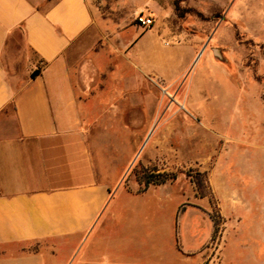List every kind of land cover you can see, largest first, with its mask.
I'll return each mask as SVG.
<instances>
[{"label": "rangeland", "instance_id": "374dc122", "mask_svg": "<svg viewBox=\"0 0 264 264\" xmlns=\"http://www.w3.org/2000/svg\"><path fill=\"white\" fill-rule=\"evenodd\" d=\"M92 4L94 35L68 63L112 213L84 237L30 244L36 264H264V0ZM139 164L177 178L132 196Z\"/></svg>", "mask_w": 264, "mask_h": 264}, {"label": "crops", "instance_id": "0c3cea01", "mask_svg": "<svg viewBox=\"0 0 264 264\" xmlns=\"http://www.w3.org/2000/svg\"><path fill=\"white\" fill-rule=\"evenodd\" d=\"M97 17L92 0H0V264H36L30 244L84 237L112 213L68 63Z\"/></svg>", "mask_w": 264, "mask_h": 264}, {"label": "trees", "instance_id": "16d2710c", "mask_svg": "<svg viewBox=\"0 0 264 264\" xmlns=\"http://www.w3.org/2000/svg\"><path fill=\"white\" fill-rule=\"evenodd\" d=\"M38 73L39 71L35 70L31 74V76L34 77ZM138 166H135L133 171L135 181L139 185V189L135 192L137 194L145 192L150 185H163L167 182H172L177 178V174L175 172H160L156 167H143L140 164ZM191 181L195 186L196 194L198 197H208L211 199V192L206 182L205 173H196L195 175L191 176ZM182 211L183 207L181 208L180 212ZM210 219L213 223L212 239H214V236L217 234L219 226L221 224V217L217 212H212L210 215Z\"/></svg>", "mask_w": 264, "mask_h": 264}, {"label": "built area", "instance_id": "2783aa9c", "mask_svg": "<svg viewBox=\"0 0 264 264\" xmlns=\"http://www.w3.org/2000/svg\"><path fill=\"white\" fill-rule=\"evenodd\" d=\"M153 17L139 13L136 17V23L144 28L151 27L153 25Z\"/></svg>", "mask_w": 264, "mask_h": 264}]
</instances>
